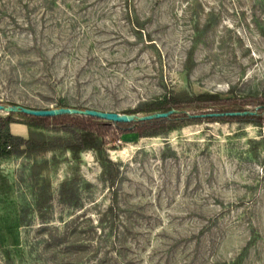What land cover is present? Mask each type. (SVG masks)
I'll list each match as a JSON object with an SVG mask.
<instances>
[{
  "label": "rangeland",
  "instance_id": "obj_1",
  "mask_svg": "<svg viewBox=\"0 0 264 264\" xmlns=\"http://www.w3.org/2000/svg\"><path fill=\"white\" fill-rule=\"evenodd\" d=\"M184 93L264 96V0H0L1 104L146 115ZM13 114L16 136L55 143L72 138L64 126L78 132L73 121L29 127ZM166 128L105 129L101 153L58 143L0 158V259L27 264L33 250L45 264L52 236L96 238L78 228L113 220L139 236L126 251L115 228L111 263L264 264V124Z\"/></svg>",
  "mask_w": 264,
  "mask_h": 264
},
{
  "label": "trees",
  "instance_id": "obj_2",
  "mask_svg": "<svg viewBox=\"0 0 264 264\" xmlns=\"http://www.w3.org/2000/svg\"><path fill=\"white\" fill-rule=\"evenodd\" d=\"M10 104L16 105V103ZM209 105H213V107L218 108L222 106L225 108L219 112L254 111L255 113L235 117H194L195 115L199 114L191 113L188 109V107H194L195 110H203ZM248 105H254L257 107H254L252 110H250L247 108ZM77 108L84 109L83 107ZM169 110H175V112L167 118L134 121L129 123H115L94 117L79 115L42 117L20 114L27 119V122L24 124L28 125L29 127H46L52 122L61 124L65 123L66 121H73L76 124L78 132H75V130L69 126H64V130L69 132L72 135V138L68 141H64L62 138H55V143L37 137H32L31 135L29 138L13 135L9 129V126L11 123L18 121L15 120L13 113H9L5 117H0V158L45 151L47 147L49 148L47 150H54L57 147L55 145H58V143L59 147H64L74 154H79L84 149H94L101 153L106 145L104 134L105 129H117L121 133L136 132L140 137H145L158 135L163 131L162 129H165L166 127V129H174L179 123H185L199 118L208 120L236 119L238 121L264 124V96H251L246 98L237 97L233 100L224 101L223 99L219 98L217 94L201 93L196 96H192L188 93H184L183 95H172L166 100L150 104L144 109V111L147 113ZM139 111L142 110L135 112ZM135 112H128V114ZM204 113L208 112H203L200 114ZM66 194H68L67 190L63 189L61 195L64 197ZM110 212H112L111 209ZM115 228L118 229L117 235H120V231L122 232V236H124L126 243L124 246L118 247H125L124 250L126 249V251H130L132 247L131 242H129V238H132L134 241H136L137 235L139 236L135 226H133L131 223L126 224V222L122 225H119L115 221L111 220L107 221V226H103V224L100 226L92 225L88 230H85L82 227L78 228L82 235H85L86 232L92 233L93 235H98L96 238L91 237L72 240L69 237V235L72 233V230L70 232H66L60 239H56V236H52L53 240L57 241L46 243L49 252H47V257L44 258L45 264H118V260H114V262L111 263L112 259L109 258V255H111L110 252L115 250L113 247L115 242L112 241L113 235L115 234ZM103 231L105 234L101 236ZM98 240L100 244H98ZM55 242L61 243V246L58 250L56 249L58 245ZM37 246L38 243L33 245V247ZM85 254L86 257H84ZM24 256H26V254ZM27 256L28 257L25 258L27 259V264H34L36 260L40 261L38 254H36L34 257L33 250H28ZM0 264L16 263L12 258L7 257L3 258L2 260L0 259Z\"/></svg>",
  "mask_w": 264,
  "mask_h": 264
},
{
  "label": "water",
  "instance_id": "obj_3",
  "mask_svg": "<svg viewBox=\"0 0 264 264\" xmlns=\"http://www.w3.org/2000/svg\"><path fill=\"white\" fill-rule=\"evenodd\" d=\"M0 111L9 113H20L31 116H42V117H53L59 115H79V116H88L94 117L97 119L115 122V123H129L134 121H146L157 118H167L175 112V110L156 112L146 115H138L135 113H117L112 111H103L90 108H75V107H57V108H30L23 105H5L0 103ZM254 111H232V112H208L204 114L195 115L194 117H235L243 116L246 114H254Z\"/></svg>",
  "mask_w": 264,
  "mask_h": 264
},
{
  "label": "crops",
  "instance_id": "obj_4",
  "mask_svg": "<svg viewBox=\"0 0 264 264\" xmlns=\"http://www.w3.org/2000/svg\"><path fill=\"white\" fill-rule=\"evenodd\" d=\"M19 136V135H18Z\"/></svg>",
  "mask_w": 264,
  "mask_h": 264
}]
</instances>
